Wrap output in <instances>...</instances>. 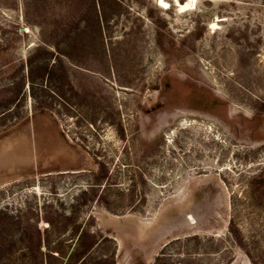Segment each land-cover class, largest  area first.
<instances>
[{"label": "rangeland", "instance_id": "obj_1", "mask_svg": "<svg viewBox=\"0 0 264 264\" xmlns=\"http://www.w3.org/2000/svg\"><path fill=\"white\" fill-rule=\"evenodd\" d=\"M0 0V264H264V0Z\"/></svg>", "mask_w": 264, "mask_h": 264}, {"label": "bare ground", "instance_id": "obj_2", "mask_svg": "<svg viewBox=\"0 0 264 264\" xmlns=\"http://www.w3.org/2000/svg\"><path fill=\"white\" fill-rule=\"evenodd\" d=\"M194 2V0H187V2L185 3H178V8L179 10H185L187 9L192 3ZM161 4H165L162 0L160 1Z\"/></svg>", "mask_w": 264, "mask_h": 264}]
</instances>
